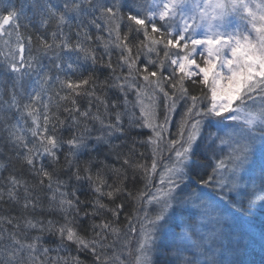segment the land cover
<instances>
[{"label": "snow or ice", "instance_id": "snow-or-ice-1", "mask_svg": "<svg viewBox=\"0 0 264 264\" xmlns=\"http://www.w3.org/2000/svg\"><path fill=\"white\" fill-rule=\"evenodd\" d=\"M0 143V264H264V0H0Z\"/></svg>", "mask_w": 264, "mask_h": 264}, {"label": "trees", "instance_id": "trees-1", "mask_svg": "<svg viewBox=\"0 0 264 264\" xmlns=\"http://www.w3.org/2000/svg\"><path fill=\"white\" fill-rule=\"evenodd\" d=\"M21 31L24 32L25 35H27V34H32V35H33V40H34V43H35L36 30H35L34 28H29V29H27L26 31H25L24 29H21ZM66 31H67V29H66ZM92 35H93L94 38H95L97 35L106 36L105 33H97L95 29H92ZM95 43H96V45L98 46V52L102 54V53H103V48H102V47H99V45H100V41H95ZM117 57H118V52L115 51V50H113V52H112V61H113L114 64L117 62ZM45 63L47 64L48 61L45 60ZM91 71H92L91 66H90V65H86V66H85V70L83 71V75H84V76H88L89 73H90ZM96 74L100 77L101 80H103V79L105 78V76L108 75V72H107V70H102V71H97ZM110 95H112V94L110 93ZM132 98H133V97L130 95V96H129V99H132ZM77 100H78V103L80 104L81 108H84V107L87 106L88 98H86V97H79V98H77ZM64 103H65V102H63V101H58L55 97H53V100H52V104H53L52 111H53V112L56 111V107H55V106H56L57 104L63 105ZM178 106H179V108H180V111H179V113L176 111V112H175V115H176V114H179V118H178V120H179V119H180V114H181V112H182V110H183V103H180V102H179ZM64 115H65V114L61 112V119L64 118ZM178 120H177V121H178ZM177 121H175V122L172 123V125H173V127H174V132H176V122H177ZM67 134H68L67 132L64 133L65 136H67ZM133 135H136V133L134 132ZM148 135H151V133H150V131H149L148 129H146V128H145V129H141V130H139V136H138V139H144V138H146ZM174 136H175V133H174ZM138 150H139V151H142V152H145L146 154L150 155V153L148 152V149H146V148H144V147H138ZM0 151H3L5 154L8 153V149H7V147H4L2 143H0ZM0 159H3V158L0 157ZM11 170H12V168H11V166H9L8 171H11ZM8 171H5V172L3 173L4 176H7V175H8ZM130 187H131V186H130ZM136 187H138V188H142V187H143V183H142V182H141V183H138V184L136 185ZM127 205H128V206H127L126 209H125V213H126V214H131V213L133 212V209H134L135 207H137L136 205H133L131 201H128V202H127ZM3 207L7 208V205H4ZM4 214H7V213H4ZM141 215H142V212H141ZM260 219H264V216H261V215H260V211L257 210V220H260ZM125 224H126L125 216H124V214H122L121 217H120V226L123 228ZM110 239H111V238H110ZM122 239H123V237H122ZM119 248H120V245L117 244V249H119ZM260 258H261V256H260L259 248H257V249H256V254L253 255V256H251L250 259L256 261V264H260Z\"/></svg>", "mask_w": 264, "mask_h": 264}, {"label": "rangeland", "instance_id": "rangeland-1", "mask_svg": "<svg viewBox=\"0 0 264 264\" xmlns=\"http://www.w3.org/2000/svg\"><path fill=\"white\" fill-rule=\"evenodd\" d=\"M180 103H183L182 101L180 102ZM178 113H179V111H180V108H179V106L177 107V110H176ZM163 112V109H161V113ZM163 117H162V115H161V119H162ZM178 118H179V114H176L175 115V113H173L172 114V116H171V126H170V131H171V134H172V136L174 137V133H176V132H174V127H173V125H172V123L173 122H175V121H177L178 120ZM164 155H165V157H167V153L165 152L164 153ZM166 162V161H165ZM158 178V177H157ZM133 248H134V242H133ZM125 259H126V261H127V264H132V260H133V257L132 256H125Z\"/></svg>", "mask_w": 264, "mask_h": 264}]
</instances>
